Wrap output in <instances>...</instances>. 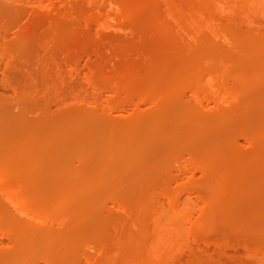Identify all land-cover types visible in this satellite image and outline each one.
Listing matches in <instances>:
<instances>
[{"label": "rangeland", "instance_id": "374dc122", "mask_svg": "<svg viewBox=\"0 0 264 264\" xmlns=\"http://www.w3.org/2000/svg\"><path fill=\"white\" fill-rule=\"evenodd\" d=\"M0 57V177H15L0 183V224L10 213L79 225L113 212L97 243L60 251L65 262L86 253L109 264H192L199 233L258 221L264 0H0ZM160 95L167 109L157 118L147 112ZM178 96L201 101L205 118L170 115ZM94 205L102 212L86 218ZM15 231L23 252L0 253V264H35L40 251Z\"/></svg>", "mask_w": 264, "mask_h": 264}, {"label": "bare ground", "instance_id": "6f19581e", "mask_svg": "<svg viewBox=\"0 0 264 264\" xmlns=\"http://www.w3.org/2000/svg\"><path fill=\"white\" fill-rule=\"evenodd\" d=\"M223 48V47H222ZM210 49V48H209ZM202 51V50H201ZM209 51V50H208ZM194 52V51H193ZM218 52V51H217ZM221 52V51H220ZM234 52V51H233ZM191 53V52H190ZM1 58V57H0ZM192 62V61H191ZM193 62H194V59H193ZM189 64H191L189 62ZM194 64V63H193ZM185 66V65H184ZM189 67V66H188ZM8 68V67H7ZM11 68V67H10ZM14 68V67H12ZM232 68V67H231ZM3 69V68H2ZM186 69V68H185ZM213 69V68H212ZM15 70V69H14ZM12 70V71H14ZM171 70V69H170ZM9 71V70H8ZM169 71V70H168ZM171 72V71H170ZM176 72V71H175ZM213 72V71H212ZM215 72V70H214ZM223 72V71H222ZM16 73V71H15ZM219 73V72H218ZM220 74V73H219ZM226 74V73H225ZM14 75V74H13ZM12 76V75H11ZM7 77V75L5 76V79L6 78H12V77ZM17 77V76H16ZM7 79V80H8ZM15 79V78H13ZM221 80V79H220ZM5 82V81H4ZM3 82V83H4ZM9 80H8V84H9ZM185 84V83H184ZM186 85V84H185ZM8 86V85H6ZM12 87V86H11ZM10 87V88H11ZM188 87H189V84H188ZM2 88V87H1ZM6 88V87H5ZM14 90H16L14 88ZM201 90V89H200ZM1 91V90H0ZM124 91V89H123ZM4 92V91H3ZM204 92V90L202 91ZM2 93V92H1ZM199 93V92H198ZM145 94V93H144ZM194 94V92H193ZM203 94V93H201ZM126 95V94H125ZM149 95V94H147ZM146 95V96H147ZM180 95V94H179ZM3 96V95H2ZM5 96V95H4ZM143 96V95H141ZM162 95H160V99H157L155 97H150L151 98V103L153 104V106L151 107V109L148 110L147 114L148 113H151L149 115H154L156 114V116L158 114H162L164 111V109H167V108H164V104L166 101H164L165 99H162L161 97ZM159 97V96H158ZM177 97V96H176ZM179 97V96H178ZM194 97V96H193ZM193 97H183V99H181L180 97L179 98H176L175 99V102H174V105L173 106H170L172 112H169V114L171 115L172 113L174 114L175 112H178V115H180L181 113V117H183V119L185 120H188L187 118L190 117V116H193L194 115V110L195 112H199L197 113L198 117H201V118H205V116L207 115L205 110L202 108V104L200 103L201 101H199L198 99V102H194V98ZM141 98V97H140ZM149 98V99H150ZM156 98V99H154ZM167 98V97H166ZM9 99V98H8ZM14 99V98H13ZM201 99V98H200ZM4 100V99H3ZM6 101V100H5ZM170 100H168L167 102L169 103ZM208 101V100H207ZM10 102V101H9ZM28 102V101H27ZM206 102V101H205ZM144 103V102H143ZM171 103V101H170ZM2 104L4 105V103L2 102ZM19 104V103H18ZM177 104V105H176ZM201 104V105H200ZM139 105V104H138ZM167 105V103H166ZM172 105V104H171ZM169 106V105H168ZM167 106V107H168ZM228 106H232L231 104H229ZM1 107V106H0ZM45 107V106H44ZM107 107V106H106ZM110 107V106H109ZM204 107V106H203ZM227 107V106H226ZM103 108V107H102ZM105 108V107H104ZM103 108V109H104ZM202 108V109H201ZM212 108V107H210ZM218 108V107H217ZM225 108V107H224ZM228 109H230L231 107H227ZM236 107H234L235 109ZM31 109V108H30ZM139 109V108H138ZM204 110L203 112L200 111V110ZM9 110V109H8ZM105 110H109L108 109H105ZM140 110V109H139ZM223 110V109H222ZM226 111H233V110H227L225 108ZM224 110V111H225ZM4 111V110H3ZM147 111V110H146ZM146 111L144 112L143 109L141 111H136V112H131V114L129 113V115L127 114L126 117H123V116H119L117 120H112L113 122V128L117 131H120L122 129H125L127 128L128 124L136 119V118H139L141 116H144ZM175 111V112H174ZM207 111V110H206ZM91 112V111H90ZM111 112V111H110ZM180 112V113H179ZM230 112V113H231ZM116 113V112H115ZM3 114H6L3 113ZM102 114V113H101ZM167 114V115H169ZM176 114V113H175ZM110 115V114H109ZM108 115V116H109ZM121 115V114H120ZM164 115V114H163ZM177 115V116H178ZM229 115V114H228ZM14 116V115H13ZM103 116V115H102ZM112 116V115H111ZM110 116V117H111ZM117 116V114H116ZM156 116H153L154 117V120L156 118ZM159 116V115H158ZM157 116V118H158ZM224 117L227 116L226 115V112H225V115H223ZM235 116V115H234ZM164 117V116H163ZM166 117V116H165ZM164 117V118H165ZM168 117V116H167ZM166 117V118H167ZM229 117V116H228ZM236 117V116H235ZM108 118V117H107ZM146 118V117H145ZM160 118V117H159ZM174 116L172 118V120H174ZM195 118V117H194ZM99 119V118H98ZM105 119V118H104ZM147 119V118H146ZM150 119V118H148ZM153 120V118H151ZM171 121L170 118H167ZM190 119L193 120V117ZM109 120V119H107ZM140 120H143V119H140ZM145 120V119H144ZM183 120V122H185ZM225 120V118H224ZM135 121V120H134ZM157 121V120H156ZM190 121V120H189ZM235 121V120H234ZM173 122V121H171ZM161 124V123H160ZM172 124V123H171ZM173 124H175V122H173ZM182 124V123H181ZM238 124V123H237ZM167 125V124H166ZM138 126H136L137 128ZM158 127V126H157ZM240 128V126L238 127ZM237 128V129H238ZM152 130H156V129H152ZM240 131H242L240 129ZM170 132V131H168ZM174 133V132H173ZM153 134H156V133H153ZM158 135L160 133H157ZM175 134V133H174ZM187 134V133H186ZM143 135V134H142ZM151 135V134H150ZM152 136V135H151ZM183 136H187V135H183ZM110 137V136H109ZM249 138V137H248ZM154 139V138H153ZM177 139V138H176ZM205 141V140H204ZM237 141V140H236ZM232 144V142H230ZM151 144V143H150ZM229 144V143H228ZM155 145V144H154ZM144 146V145H143ZM156 146V145H155ZM166 146V145H165ZM151 148V147H150ZM159 148V147H157ZM171 149V147H170ZM173 149V148H172ZM171 149V150H172ZM139 150V149H138ZM142 150V149H141ZM140 151V150H139ZM144 151V150H143ZM127 154L131 153L129 151H126ZM125 152V153H126ZM129 152V153H128ZM242 152V151H241ZM141 153V152H140ZM132 154V153H131ZM131 154H129L130 158H132ZM111 155V154H110ZM142 156V155H141ZM170 156V154H169ZM135 157V156H134ZM121 158V157H120ZM125 158V157H123ZM139 158V157H138ZM17 159V158H16ZM126 160V159H125ZM139 160V159H138ZM158 160V159H156ZM146 161V160H145ZM148 161V160H147ZM170 161V160H169ZM261 161V160H260ZM151 162V160H150ZM149 162V163H150ZM161 162V161H160ZM159 162V163H160ZM139 163H140V160H139ZM156 163V161H155ZM154 164V163H153ZM163 163H161L162 165ZM160 165V164H159ZM165 165V164H164ZM33 166V165H32ZM35 166V165H34ZM149 166V165H148ZM158 166V165H157ZM27 167V166H26ZM103 167V166H102ZM159 167H162L163 169L166 167V166H159ZM185 167V166H184ZM2 168V167H1ZM100 168V167H99ZM106 168V167H105ZM162 168H160L162 170ZM4 169L6 171H10L13 169L11 167H6V168H2V170L4 171ZM139 169V168H138ZM98 170V169H97ZM258 170V169H257ZM13 171V170H12ZM150 171V170H149ZM165 171V170H164ZM187 171V170H185ZM96 172V171H95ZM12 173V172H11ZM6 174L4 177V180H6L7 182L8 181H12L15 177H14V174ZM1 176H2V173L0 172ZM107 174V173H106ZM146 174V173H145ZM167 174V173H166ZM171 174V173H170ZM169 174V175H170ZM91 176V175H90ZM173 176V175H171ZM170 176V177H171ZM3 177H0V183L3 181ZM252 177V176H251ZM92 178V177H91ZM115 178V177H114ZM189 178V177H188ZM225 179V178H224ZM99 180V178H98ZM103 180V178H102ZM194 180V179H193ZM122 181V180H121ZM192 181V180H191ZM5 182V183H7ZM104 182V181H103ZM151 182V181H150ZM193 182V181H192ZM137 184V183H136ZM194 184V183H193ZM2 185V184H0ZM249 185V184H248ZM227 186V185H226ZM232 186V185H231ZM258 186V185H257ZM192 187V186H190ZM246 187V186H245ZM252 187V186H251ZM254 187V186H253ZM86 188V187H85ZM105 188V187H103ZM118 188V187H117ZM83 189V188H82ZM192 189V188H191ZM246 189V188H245ZM253 189V188H252ZM251 189V190H252ZM195 190V189H194ZM234 190V189H233ZM261 190V189H260ZM114 191V190H113ZM171 191V190H170ZM187 191V190H186ZM198 191V190H197ZM257 191V190H256ZM119 192V191H118ZM254 192V191H252ZM121 193V192H120ZM169 193V192H168ZM183 193V192H182ZM186 193V192H185ZM246 193V191H245ZM264 193V192H262ZM201 194V193H200ZM243 194V193H242ZM242 194L241 196H238L239 197V200L242 199L240 197H242ZM250 194L249 192L246 193L245 195H248ZM253 195L255 194L256 197L258 198V195L256 193H252ZM120 195V194H119ZM81 196V195H80ZM86 196V195H85ZM168 196V195H167ZM251 196V195H250ZM264 196V194H263ZM249 197V195L247 196V198ZM130 198V197H129ZM246 196L243 198L245 199ZM46 199V198H45ZM249 199V198H248ZM263 201H264V197L262 198ZM237 200V199H236ZM250 200H254V196H253V199L250 198ZM259 200V199H258ZM238 201V200H237ZM247 201V199L245 200V202ZM257 201V199H256ZM80 202V201H79ZM85 202V201H84ZM83 202V206H87L86 205V202L87 204L88 201H86L85 203ZM258 203L261 204L260 200L257 201ZM256 202V204H257ZM81 203V202H80ZM252 202L250 201V203H248L247 205L251 204ZM132 204V202H131ZM252 204H254L253 206L255 207V203L253 202ZM90 205V204H89ZM245 205V203H244ZM94 206H97V205H94ZM103 206V205H102ZM131 206V205H130ZM260 206V205H259ZM253 207V208H254ZM261 207H264V205H261ZM78 208V206H77ZM88 208V206H87ZM93 208V206L91 207V209ZM129 208V207H128ZM83 209V207H82ZM90 209V207H89ZM98 209V206L97 208L95 207L92 211L89 212V216L86 215L85 213V216L86 218L87 217H90L91 214H95L100 210H97ZM106 209V208H105ZM133 209V207H130V210ZM16 210V209H15ZM78 210V212L81 211V208L80 209H76ZM86 210V209H85ZM84 210V212H85ZM127 210V209H126ZM262 210V211H261ZM87 211V210H86ZM95 211V212H93ZM105 212L107 210H104ZM132 211V210H131ZM134 211H136L134 209ZM245 211V210H244ZM102 212V210L100 211ZM137 212V211H136ZM140 212V210H139ZM264 213V208L260 209V211L258 212V214H255L254 213V216L258 219V221L256 222L255 220L254 221H251V219L249 221H247L246 225L243 224V226H237V225H227V224H223V225H220V226H217L215 228H212L206 232H202L200 229V231L202 233H199V237L198 239H194V244L196 245V247H194L195 249L192 248V250L194 251L193 255V260H194V264H264V214L261 215V213ZM77 213V212H76ZM109 213V212H108ZM113 213V212H112ZM112 213H109V216L107 215H103L104 213H101L100 215H102L100 218L98 216L99 219V222L97 221H87L86 223L84 222L83 224H67L65 223L64 221H61V222H58V223H51V224H46V223H41V224H33L31 222H21L19 221V217L17 218L16 215H11V213L6 217V220H4V222H2L0 224V238L2 239H5L6 241H8L9 245H3L4 247L1 248L0 250V253H3L5 257H7L8 259L10 258H14L16 255H13V254H16L18 253V251H22L20 249H18L20 246V240L17 238L16 236V231L15 229L17 227H19L20 225V228H22V230H24L23 232L26 233L27 235V238L24 242V246L26 247H33L35 250L38 249V252L37 254H35V264H68L67 262L64 261V258L61 257V255H59L60 251L64 249H69L72 247L74 248V250H76V247H78V249H80L83 245V244H89V243H97L98 242V237H96V235H98L99 230H97V226H103V225H106L109 224V221H110V218L112 219L114 216V214L112 215ZM145 213V212H144ZM136 214V213H135ZM139 214V213H138ZM84 215V213H83ZM112 215V216H110ZM131 215V214H130ZM141 215V214H140ZM257 215V216H256ZM1 216V215H0ZM132 216V215H131ZM138 216V215H137ZM64 217V216H63ZM139 217V216H138ZM254 217V218H255ZM2 218V217H1ZM0 218V219H1ZM65 218V217H64ZM85 218V220H86ZM116 218V216H115ZM255 218V219H256ZM261 218V220H260ZM3 219V218H2ZM82 220L81 221H84L83 219V216L81 218ZM131 219V218H130ZM133 219V218H132ZM136 219V217H135ZM140 219V218H138ZM198 219V218H197ZM68 220V219H67ZM78 220V219H77ZM2 221V220H1ZM116 221V220H114ZM146 221V220H145ZM195 221H197L195 219ZM92 224H91V223ZM140 222V221H139ZM148 222V221H147ZM250 222V223H249ZM98 223L96 226H93V224H96ZM112 223V222H111ZM136 223V222H135ZM192 225L193 223H196V222H191ZM249 223V224H248ZM252 223V224H251ZM91 224V225H90ZM137 224V223H136ZM241 225V222L239 223ZM111 225V224H110ZM109 225V226H110ZM196 225V224H195ZM245 225V226H244ZM24 228H23V227ZM108 226V227H109ZM202 226V225H201ZM107 227V228H108ZM190 227V226H189ZM195 227V230L198 229L196 228L197 226H194ZM100 228V227H99ZM201 228V227H200ZM96 229V230H95ZM124 229V228H123ZM105 230V229H104ZM148 230V229H147ZM199 230V229H198ZM107 231V230H106ZM197 231V230H196ZM195 231V233H196ZM22 231H20L21 233ZM19 233V234H20ZM101 233V232H100ZM198 233L197 236H198ZM25 235V236H26ZM100 236V234L98 235ZM196 236V235H195ZM193 236L194 238H197ZM141 237V236H140ZM101 238V236H100ZM145 238V237H144ZM137 240V239H136ZM145 240V239H144ZM22 242V244H23ZM135 242V241H134ZM138 244V243H137ZM85 245V246H86ZM139 245V244H138ZM23 247V246H22ZM136 247V246H135ZM203 247V248H202ZM211 248V250H210ZM239 248L243 249L245 251V254L242 255V256H230V255H227L225 253L226 250H233V251H236L238 250ZM77 249V250H78ZM82 249V248H81ZM209 249V251H208ZM73 250V249H72ZM180 250V249H179ZM182 250V249H181ZM253 250V251H252ZM121 251V250H120ZM23 252V251H22ZM34 252V251H33ZM36 252V251H35ZM74 253V252H73ZM76 253V252H75ZM187 253V252H186ZM135 254V253H134ZM189 254V252H188ZM192 254V253H191ZM256 254L258 255H261L260 257H257ZM11 255H13L14 257H11ZM33 256V255H32ZM64 256V255H63ZM77 256V254H76ZM120 256V255H119ZM189 256V255H188ZM103 257V256H102ZM123 257V256H122ZM187 257V256H186ZM106 259H108L107 257H105ZM171 258V257H170ZM106 259H99L97 258L96 256L94 255H87L86 253L85 254H82L81 256H79L78 260L76 261L77 264H109L108 261H106ZM179 259V258H178ZM187 259V258H186ZM8 261V260H7ZM180 261V259H179ZM75 261L73 260V263ZM189 262V260H188ZM72 262H70L71 264ZM192 263V264H193ZM20 264V263H19ZM25 264V263H24ZM27 264V262H26ZM75 264V263H74ZM189 264V263H188Z\"/></svg>", "mask_w": 264, "mask_h": 264}]
</instances>
